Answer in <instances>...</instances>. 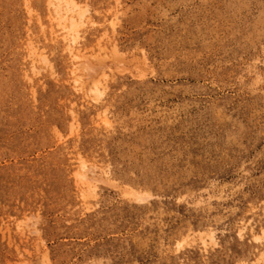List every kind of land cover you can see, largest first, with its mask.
<instances>
[{"label": "rangeland", "instance_id": "rangeland-1", "mask_svg": "<svg viewBox=\"0 0 264 264\" xmlns=\"http://www.w3.org/2000/svg\"><path fill=\"white\" fill-rule=\"evenodd\" d=\"M78 1L98 100L46 0H0V264H264V0ZM78 152L106 170L88 205Z\"/></svg>", "mask_w": 264, "mask_h": 264}, {"label": "bare ground", "instance_id": "bare-ground-1", "mask_svg": "<svg viewBox=\"0 0 264 264\" xmlns=\"http://www.w3.org/2000/svg\"><path fill=\"white\" fill-rule=\"evenodd\" d=\"M27 3V7L30 10V0H25ZM39 3V2H38ZM45 3V2H44ZM47 4V9L49 10V17L50 19H53L59 26H60V35L54 34L53 35V40H60L63 42V50L64 52L69 56L70 60V65H69V76L71 80V85L74 88L75 91L77 92H82L81 94H86L87 92L91 93L94 96V100L101 99L100 97L104 95V89L100 88V77L98 75H105L104 72V67H105V62L102 58L98 56V58H95L94 60H91L89 57L84 56L81 54V39L84 37L79 33L81 28L80 26L84 24L86 21H90V18L88 17L89 13V6L83 7L80 5L78 0H46ZM35 6V5H34ZM27 8V9H28ZM39 9V8H38ZM28 11V10H27ZM34 11V9L32 10ZM31 11V12H32ZM37 12V11H36ZM35 13V11H34ZM42 13V12H41ZM40 13V14H41ZM30 15V13H29ZM36 15V14H35ZM47 16V15H46ZM45 16V17H46ZM43 20V19H42ZM48 20V19H47ZM37 21V20H35ZM93 22V21H92ZM38 23V21H37ZM40 23V22H39ZM50 24V23H49ZM88 24V23H87ZM42 25V24H41ZM45 25V24H44ZM52 26V25H51ZM90 27V26H88ZM87 27V28H88ZM38 28V27H37ZM44 30V29H43ZM59 30V29H58ZM39 31V29H38ZM37 31V32H38ZM45 31V30H44ZM43 31V32H44ZM57 31V30H56ZM55 31V32H56ZM84 31V30H83ZM50 32V31H49ZM53 32V30H52ZM54 33V32H53ZM57 33V32H56ZM29 35V34H28ZM35 35V34H34ZM36 36V35H35ZM30 38V36H28ZM45 37V36H44ZM83 37V38H82ZM34 39V36L32 37ZM37 38V37H36ZM50 38V39H52ZM86 38V37H85ZM35 40V39H34ZM85 40V39H84ZM25 41V40H24ZM32 41V40H31ZM36 41V40H35ZM40 42V41H39ZM55 42V41H54ZM25 44H27L25 42ZM33 44V41L32 43ZM51 43V47H52ZM57 44V43H56ZM97 44V43H96ZM30 45V44H28ZM58 45V44H57ZM32 46V45H31ZM36 46V45H35ZM55 46V45H54ZM25 47V46H24ZM28 47V46H27ZM59 47V46H58ZM29 48V47H28ZM32 48V47H31ZM38 48V47H37ZM85 48V47H84ZM87 48V47H86ZM93 48V47H92ZM101 48L105 47H100L98 50L101 51ZM36 49V48H35ZM50 49V48H49ZM90 49V48H89ZM106 49V48H105ZM104 49V50H105ZM37 50V49H36ZM55 50V49H54ZM103 50V51H104ZM107 50V49H106ZM40 51V50H39ZM44 51V50H43ZM47 51V50H46ZM51 51V50H50ZM91 51V50H90ZM99 51V52H100ZM108 51V50H107ZM113 52V54L117 53V49L113 47L112 50H109V53ZM63 52V51H62ZM83 52V51H82ZM95 52V51H94ZM30 53H35L34 49L30 51ZM29 53V54H30ZM38 53V51H37ZM47 53V52H46ZM50 53V52H49ZM28 54V53H27ZM25 54V55H27ZM42 54V53H41ZM37 55L40 59L42 60L43 64H46V56L44 55ZM48 54V53H47ZM51 54V53H50ZM86 54V51L85 53ZM103 54H105L103 52ZM111 53V55H113ZM55 55V54H52ZM36 56V55H35ZM36 56V58H37ZM96 56V57H97ZM26 57V56H25ZM54 57V56H53ZM57 57V56H56ZM100 58V59H99ZM53 59V58H52ZM55 59V58H54ZM51 60V59H50ZM56 60V59H55ZM35 61V60H34ZM37 62V61H35ZM47 62L50 61L47 60ZM55 62V61H54ZM53 63V62H52ZM38 64V63H37ZM35 64V65H37ZM30 65V64H29ZM28 65V66H29ZM33 65V63H32ZM52 66V65H51ZM41 67V66H40ZM39 67V68H40ZM31 68V67H29ZM35 67H33L34 69ZM54 68V67H53ZM37 69V68H36ZM42 69V68H41ZM44 70V69H43ZM48 70V69H47ZM34 71V70H33ZM52 72V70H51ZM50 73V71H49ZM53 73V72H52ZM55 74V73H54ZM66 74V73H65ZM67 75V74H66ZM66 78V77H65ZM61 81V80H60ZM63 82V81H62ZM67 83V82H66ZM69 85V83H68ZM102 85V84H101ZM106 86V85H104ZM103 86V87H104ZM102 87V88H103ZM72 88V89H73ZM70 90V89H69ZM106 92V91H105ZM80 94V95H81ZM77 95V93H76ZM79 95V94H78ZM84 96V95H83ZM81 98V97H80ZM85 98V97H84ZM87 98V97H86ZM92 101V100H91ZM101 101V100H100ZM88 102V101H87ZM86 102V103H87ZM97 102V101H96ZM94 103V102H93ZM76 156V163L74 171H73V177L76 182V186L78 187L77 189L79 190L78 192L80 193V198L85 204H89L90 200L94 197H96V192H95V187L97 186V182L105 181V178L103 179L102 174L106 171L99 173L98 171V166L94 162H90L88 158L84 157L81 155L79 152ZM73 161V160H72ZM75 162V161H74ZM72 164V165H73ZM100 167V166H99ZM101 168V167H100ZM73 170V169H72ZM101 170V169H100ZM107 174V172L105 173ZM109 174V173H108ZM104 175V174H103ZM108 176V175H107ZM106 176V177H107ZM107 181H110V177L106 178ZM106 181V182H107ZM124 194L130 197L131 199L137 201V202H142L145 201L150 197V194L148 192L142 191V190H137V189H125ZM78 196V195H77ZM79 197V196H78ZM92 201V200H91ZM82 202V203H83ZM25 217V216H24ZM32 217V216H31ZM30 217V218H31ZM33 218V217H32ZM27 219V216H26ZM29 220V219H28ZM12 221V220H11ZM26 221V220H25ZM15 222V221H14ZM32 222V221H30ZM28 222V223H30ZM10 223V222H9ZM7 224V223H6ZM17 224V223H16ZM34 224V222H33ZM15 225V224H14ZM32 225V224H31ZM6 228H9V225H5ZM17 228L21 231L22 229L20 228V224L17 225ZM16 228V229H17ZM24 229V228H23ZM36 231L31 230V232ZM261 232H264V228H262ZM239 234H241L239 232ZM253 240L259 241L261 239V234H255L252 235ZM263 238V237H262ZM186 240H177V247H182L184 245ZM199 241L201 243V247H207L208 245L215 246L218 244L216 234L214 231L209 230L206 234L201 235L199 237ZM191 243V242H190ZM189 243V244H190ZM247 264V263H246Z\"/></svg>", "mask_w": 264, "mask_h": 264}]
</instances>
